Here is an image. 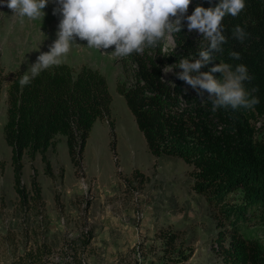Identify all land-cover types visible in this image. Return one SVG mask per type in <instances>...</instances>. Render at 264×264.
Returning <instances> with one entry per match:
<instances>
[{
  "label": "rangeland",
  "instance_id": "374dc122",
  "mask_svg": "<svg viewBox=\"0 0 264 264\" xmlns=\"http://www.w3.org/2000/svg\"><path fill=\"white\" fill-rule=\"evenodd\" d=\"M204 4L192 0L187 15ZM55 7L50 2L44 17L29 19L0 6V264H227L222 259L226 242H218L220 234L230 230L223 207L198 191L193 165L179 157L150 154L116 91L117 82L130 88L134 78L126 56L111 53L114 47L88 48L87 41L76 38L69 52L58 58L56 64L74 72L87 67L106 79L111 115L92 127L78 167L60 136L45 154L49 172L39 154L32 160L24 155L23 193L15 191L11 153L3 138L6 90L9 81L21 78L57 39L61 17L53 15ZM183 23L186 48L173 41L172 33L160 42L168 59L162 81L178 94L181 112L209 114L211 103H202L197 91L177 78L182 69L164 71L181 58L194 61L199 51L207 50L208 40L197 31L188 32L187 21ZM108 121L114 125L113 136ZM251 124L260 140V123ZM225 201L238 205L240 195L230 193Z\"/></svg>",
  "mask_w": 264,
  "mask_h": 264
},
{
  "label": "trees",
  "instance_id": "16d2710c",
  "mask_svg": "<svg viewBox=\"0 0 264 264\" xmlns=\"http://www.w3.org/2000/svg\"><path fill=\"white\" fill-rule=\"evenodd\" d=\"M218 3L205 0L204 7ZM245 4L238 16L226 14L223 18L227 43L222 54L211 51L207 66L211 69L219 62L233 67L246 65L253 77L247 87L256 88L253 95L259 98L253 109L181 112L178 94L162 81V66L168 59L161 43L146 47L142 54L126 56L133 67L134 84L129 88L117 82L116 91L123 97L150 154L179 157L193 165L198 191L223 207L230 228L218 241L220 246L226 242L222 247L224 262L264 264V0H245ZM236 25L249 33L242 43L231 35ZM172 36L179 47L186 48L184 28ZM206 48H210L209 41ZM230 51L239 52L241 59H232ZM123 74L126 76V71ZM212 75L219 80L222 74ZM20 79L8 83L3 126L18 194L23 193L24 155L32 160L39 154L49 172L45 154L55 148V139L60 136L65 139L71 163L78 167L94 123L109 120L112 102L106 79L87 67L74 72L66 64H54L27 85H21ZM3 82L0 72V92ZM253 120L260 123V140L255 137ZM108 125L113 136L114 125L111 121ZM110 146L113 150V141ZM230 193L240 195V204L225 201Z\"/></svg>",
  "mask_w": 264,
  "mask_h": 264
},
{
  "label": "clouds",
  "instance_id": "9594fccd",
  "mask_svg": "<svg viewBox=\"0 0 264 264\" xmlns=\"http://www.w3.org/2000/svg\"><path fill=\"white\" fill-rule=\"evenodd\" d=\"M56 7L53 15L61 17L56 32L57 39L48 52H41L36 62L22 75L19 83L27 85L39 72L58 63L66 55L76 38L87 41L88 48L107 50L116 56H128L133 52L142 54L146 47H157L166 34L180 33L187 21L188 32L197 31L210 43L208 50H201L194 61L181 58L173 68L182 69L176 73L179 80L197 91L201 102H210L212 111L231 108L233 110L253 109L259 98L253 95L256 88L249 89L253 77L246 65L220 63L201 71L211 59V51L223 53L227 43L222 20L226 14L238 16L246 7L245 0H219L215 7L197 5L187 15L192 0H0V6L9 8L13 16L36 19L46 13L43 9L50 3ZM232 37L241 43L249 36L240 25L232 29ZM229 56L240 60L239 52L230 51ZM31 72V76L28 72ZM212 73H221L216 79ZM174 85V84H172ZM207 93V99L204 94Z\"/></svg>",
  "mask_w": 264,
  "mask_h": 264
},
{
  "label": "crops",
  "instance_id": "0c3cea01",
  "mask_svg": "<svg viewBox=\"0 0 264 264\" xmlns=\"http://www.w3.org/2000/svg\"><path fill=\"white\" fill-rule=\"evenodd\" d=\"M107 86H108V90H109V84H108V82H107ZM4 123H5V120H4ZM95 123H97V122H95ZM95 123H94V125H95ZM94 125H93V127H94Z\"/></svg>",
  "mask_w": 264,
  "mask_h": 264
}]
</instances>
